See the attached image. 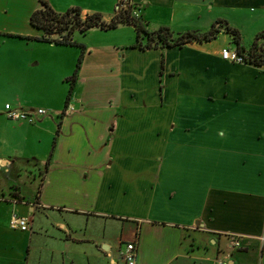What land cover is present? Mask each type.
<instances>
[{
	"label": "crops",
	"instance_id": "0c3cea01",
	"mask_svg": "<svg viewBox=\"0 0 264 264\" xmlns=\"http://www.w3.org/2000/svg\"><path fill=\"white\" fill-rule=\"evenodd\" d=\"M104 1L114 8L70 3L109 20L120 0ZM130 3L177 31L248 8L264 29V0ZM131 25L75 29L80 44L0 25L29 33L0 66V167L18 173L33 158L39 169L31 190L0 178V264H123L135 239L136 264H264V65L223 56L235 48L224 27L142 48ZM5 102L46 111L10 118ZM13 212L28 229L10 226Z\"/></svg>",
	"mask_w": 264,
	"mask_h": 264
},
{
	"label": "trees",
	"instance_id": "16d2710c",
	"mask_svg": "<svg viewBox=\"0 0 264 264\" xmlns=\"http://www.w3.org/2000/svg\"><path fill=\"white\" fill-rule=\"evenodd\" d=\"M41 5L33 9L29 16L30 23L43 30L42 35L34 36L55 42L79 43L72 39L75 29L85 31L88 27L98 25L104 28L112 27L120 22L131 23L136 31L135 44L145 48L164 45H182L189 40H208L216 37L221 27L232 36L235 49L244 58V62L264 65V29L256 32L253 40L246 47L242 43L240 30L223 18H217L209 28H195L175 31L168 24L151 25L141 15L135 14L131 3L118 2L117 8L109 20H105L100 11H84L78 5L69 6L63 11L53 8L48 0H39ZM80 44V43H79ZM76 71L70 76L75 78Z\"/></svg>",
	"mask_w": 264,
	"mask_h": 264
},
{
	"label": "rangeland",
	"instance_id": "374dc122",
	"mask_svg": "<svg viewBox=\"0 0 264 264\" xmlns=\"http://www.w3.org/2000/svg\"><path fill=\"white\" fill-rule=\"evenodd\" d=\"M70 1L73 2L79 1L80 3H82L83 6L88 5L95 7L97 5H100L103 9H106L107 7L111 9L112 6L114 8V5H112L111 2L105 3L104 0L102 1L100 0L98 2H96V0H55V3L57 5L64 6L63 9H58L54 7L51 3L50 4L53 6L54 9L58 11H63L72 5H78L82 7V5H80L79 3H73V2L70 3ZM35 5L36 7H39L41 5L40 1L39 0H0V25H4L7 28H11V29H23V30H30L35 32L36 29H34L35 27H33V25L30 23L29 20V16L34 9L32 7ZM86 10L100 11L99 9L96 8H91ZM100 12L102 13V16L104 18L105 17L103 15L104 12L102 11ZM223 12L225 13V15L223 16H226L227 18L223 16H220L219 18H223L227 20V22L229 21L228 22L229 24L238 27L241 31L242 43L248 45L253 40L258 29H260L261 21L255 18V16H253V13L249 8L248 11L242 10L241 12H237L234 9H227V11H223ZM216 19L217 18H215V20ZM182 20L184 19L182 18ZM194 22L198 23L199 25L205 24L206 16L195 18ZM213 22H211L210 25ZM186 25H188V23H184L181 27H186ZM210 25L207 26V28H209ZM131 28H133V26ZM171 28L177 31V29L174 28L173 26H171ZM190 28H194V27L188 26L186 28H179L178 31H182ZM195 29H199V28H195ZM28 35L29 33L28 34L15 33V36L7 37L3 33H0V66H3L4 60H6L7 58V53H8L7 47L17 46L18 40L25 41ZM21 36H23V38ZM261 41L264 44V37L261 38ZM1 78L3 77H0V79ZM0 87H3V84L1 82H0ZM3 94L4 93H1L0 97L3 96ZM2 99H4V97L0 98V100ZM42 148L43 147L39 145L30 146L28 155L30 157H33V155H36L35 153L42 151ZM33 160L35 159L31 158L30 162L26 164V167L24 166L25 168H22V170L19 171L18 173H14V169L13 171L12 170L7 171L6 169H3V167H0V178L5 179L9 173H12L14 178L17 179L18 183L22 185L24 189H30V190L32 188L34 189V187L38 185L37 179H38L39 169H38V164Z\"/></svg>",
	"mask_w": 264,
	"mask_h": 264
},
{
	"label": "built area",
	"instance_id": "2783aa9c",
	"mask_svg": "<svg viewBox=\"0 0 264 264\" xmlns=\"http://www.w3.org/2000/svg\"><path fill=\"white\" fill-rule=\"evenodd\" d=\"M122 3H130V0H122ZM222 55L236 61H244L241 54L237 52L235 48L224 46L222 47ZM67 105V108L70 107ZM46 110L44 107H37L35 109H23L18 106H13L9 102H5V113L10 118L15 119H27L34 121L36 119V113H44ZM10 226L21 230L29 228V218L27 214L19 212H13L10 218ZM233 246H238V239L232 241ZM121 257L123 264H136L137 258V241L130 240L126 241L124 249L121 251ZM217 264H225V261L219 260Z\"/></svg>",
	"mask_w": 264,
	"mask_h": 264
}]
</instances>
